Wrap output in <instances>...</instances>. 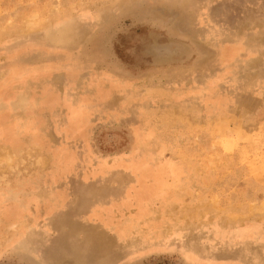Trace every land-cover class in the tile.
I'll use <instances>...</instances> for the list:
<instances>
[{
    "label": "rangeland",
    "instance_id": "1",
    "mask_svg": "<svg viewBox=\"0 0 264 264\" xmlns=\"http://www.w3.org/2000/svg\"><path fill=\"white\" fill-rule=\"evenodd\" d=\"M251 263L264 0H0V264Z\"/></svg>",
    "mask_w": 264,
    "mask_h": 264
},
{
    "label": "bare ground",
    "instance_id": "2",
    "mask_svg": "<svg viewBox=\"0 0 264 264\" xmlns=\"http://www.w3.org/2000/svg\"><path fill=\"white\" fill-rule=\"evenodd\" d=\"M254 260L256 259V258H253ZM256 262V261H255ZM255 262H253V263H255ZM253 263H251V264H253ZM259 263V262H258Z\"/></svg>",
    "mask_w": 264,
    "mask_h": 264
}]
</instances>
